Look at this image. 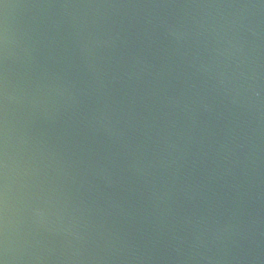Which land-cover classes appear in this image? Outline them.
Here are the masks:
<instances>
[{
    "label": "water",
    "instance_id": "obj_1",
    "mask_svg": "<svg viewBox=\"0 0 264 264\" xmlns=\"http://www.w3.org/2000/svg\"><path fill=\"white\" fill-rule=\"evenodd\" d=\"M0 264H264V0H0Z\"/></svg>",
    "mask_w": 264,
    "mask_h": 264
}]
</instances>
